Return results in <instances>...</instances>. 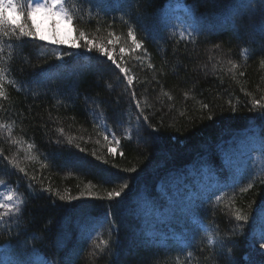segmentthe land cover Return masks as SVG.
<instances>
[{
  "label": "trees",
  "instance_id": "obj_1",
  "mask_svg": "<svg viewBox=\"0 0 264 264\" xmlns=\"http://www.w3.org/2000/svg\"><path fill=\"white\" fill-rule=\"evenodd\" d=\"M67 6L75 26L97 43L120 38L113 56L130 69L148 120L137 125L126 81L100 53L5 38L0 55L11 58L7 98H0V149L27 176L0 161L3 188L18 187L25 200L22 215L0 222V264H264V109L250 111L253 97L264 98V5L68 0ZM129 26L143 47L121 54L124 41L131 44ZM106 129L119 146L104 140ZM114 191L121 195L110 198ZM237 209L247 221L235 219ZM136 232L138 241L129 244Z\"/></svg>",
  "mask_w": 264,
  "mask_h": 264
},
{
  "label": "snow or ice",
  "instance_id": "obj_2",
  "mask_svg": "<svg viewBox=\"0 0 264 264\" xmlns=\"http://www.w3.org/2000/svg\"><path fill=\"white\" fill-rule=\"evenodd\" d=\"M88 0H82V3H87ZM257 2L261 5H264V0H257ZM68 0H0V54H2L5 51V42L6 39L11 41L15 40L17 42H23V38H31V39H39L41 41L45 40L46 38L44 36H40L38 34V31L36 30L34 23H29L34 13L43 11L46 14L52 16V17H59L60 19L66 21L70 26L72 27L73 32H75V35L72 37L70 43L75 48H83L87 52L91 53L93 51H96L101 54L102 57H106L108 60L111 61V63L115 66L116 69L119 70V72L122 74L124 80L126 81L128 88L130 90L131 98L134 101L136 109H138V115L136 117L137 125L139 126L141 118L143 121L148 120V116L144 115V108L141 107V101L137 99V94L135 91V87L133 85L134 77L130 74V69L124 65H122L121 62H118L117 58L113 56V52L115 51L114 45L116 43H120V38L116 37L115 40L109 39L106 43H97V40L94 36H91L89 33H87L84 30H81L79 27L75 26V21L77 20V17L74 15L73 11L69 6H67ZM11 10V12L16 13L19 17V19L15 17H11L7 15L6 13ZM91 12V10H89ZM261 11H264V8L261 9ZM55 20H53V24H55ZM99 31V29H97ZM109 37L114 36V33L109 32ZM191 38V33L188 34ZM261 35L264 36V26H261ZM127 37L130 39L131 44L129 45L127 41H124V43L120 47V53L123 54L126 51V47L129 48L132 51L139 50L143 47V41L137 39V32L132 27L129 26L127 30ZM6 38V39H5ZM183 38V37H181ZM50 43L55 45H62L65 43H69L68 41H63L58 38H53ZM108 45H113L112 48H109ZM9 48H12L13 45L9 43L7 45ZM216 48H220V45H216ZM59 49H53V51H58ZM145 53L147 50H144ZM247 52V50H245ZM11 58V53H9L8 57H4L3 55H0V98H7L4 88H5V79L6 75L9 72V69L5 66L7 61ZM57 60H63V56H57L55 57ZM139 59V57H137ZM120 61H123V55L120 57ZM230 64H232V68L234 69L236 65L229 61ZM149 67H152L151 64H149ZM215 69V65L213 66ZM8 83L12 84L15 83V81L10 80ZM187 95V93L185 94ZM246 95L251 96V93H246ZM171 98V97H170ZM252 110L257 109H264V98L257 99L255 97L252 98ZM229 104H231V101H229ZM202 108H209L208 104L201 103ZM233 111H235V108H233ZM260 117L264 119V111L260 112ZM2 127V126H0ZM151 127V125H149ZM61 133H63V129H59ZM103 135V138L105 141H107L109 144H115L116 146H119L121 141L120 138L117 137L116 133L106 129L104 132L101 133ZM9 136H11V132L9 131ZM109 136H111V140H109ZM126 139L131 140L132 139V133L129 129L126 132ZM13 143H20V141L13 140ZM59 143V141H57ZM69 143H72L71 139H69ZM34 147L33 144L29 143L27 145V148L31 150ZM76 147H79V145H76ZM80 151H84V149H80ZM109 152H115V148L109 147ZM95 155V153H93ZM120 155L123 156L124 153L120 152ZM28 159H34L35 157H27ZM99 159V157H97ZM0 161L6 162V166L10 165L11 168L18 170L20 173H24L25 176H27V172L25 171V168L21 167L16 157L9 158L8 156L4 155L3 149H0ZM131 171H135V168L131 169ZM31 179H35V177H32ZM7 187L5 185V182L3 180H0V188ZM31 184H29V188H31ZM128 185L125 183L123 187L121 188V191L123 189L127 188ZM248 187H251V184L248 185ZM248 187H242L240 189L241 192H246L248 190ZM46 191H51V189H46ZM121 191H114L110 192L108 195L109 197H119L121 195ZM59 195V193H57ZM61 200H64V196H60ZM25 205V200L22 198V196L18 192L17 188H11L8 187L7 191H0V222H3L6 217L11 218L12 214L15 213L17 216L22 215V206ZM235 219L237 221H247L248 217L244 215L239 209L235 210L234 212ZM261 241H264V234L261 236ZM216 240L209 235L208 236V244L209 245H215ZM103 244L106 246L108 244V241H103ZM236 242L233 241V246H235ZM99 247V245H97ZM260 248H264V242L259 243ZM101 251H103V248H101ZM189 256L192 255V253H188ZM229 264H233L232 261L229 262Z\"/></svg>",
  "mask_w": 264,
  "mask_h": 264
},
{
  "label": "rangeland",
  "instance_id": "obj_3",
  "mask_svg": "<svg viewBox=\"0 0 264 264\" xmlns=\"http://www.w3.org/2000/svg\"><path fill=\"white\" fill-rule=\"evenodd\" d=\"M7 15L11 17H15L19 19L18 15L16 13L11 12L9 10ZM53 20H55V24H53ZM31 23L35 24L36 30L38 31V34L40 36H44L46 39L41 41L50 45H55L50 43V41L55 37L63 41H68L69 43H65L62 45H55V46H66V47H74L71 45L70 41L72 37L75 35V32H73L72 27L70 26L66 21L60 19L59 17H52L48 14H46L43 11H39L33 14L31 18ZM204 180L206 176H203ZM0 191H7V188H0ZM2 211V210H0ZM139 233L136 232L134 236H132L131 239H129V244L132 242H135V240L138 241ZM264 250V248H262Z\"/></svg>",
  "mask_w": 264,
  "mask_h": 264
}]
</instances>
